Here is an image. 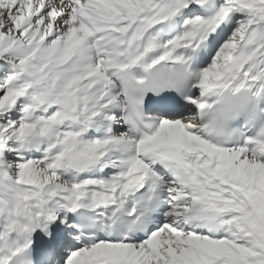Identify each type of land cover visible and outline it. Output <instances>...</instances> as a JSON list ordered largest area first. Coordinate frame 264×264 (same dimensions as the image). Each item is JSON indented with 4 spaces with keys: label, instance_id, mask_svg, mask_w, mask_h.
Instances as JSON below:
<instances>
[{
    "label": "snow or ice",
    "instance_id": "6c2138e0",
    "mask_svg": "<svg viewBox=\"0 0 264 264\" xmlns=\"http://www.w3.org/2000/svg\"><path fill=\"white\" fill-rule=\"evenodd\" d=\"M0 264H264V0H0Z\"/></svg>",
    "mask_w": 264,
    "mask_h": 264
}]
</instances>
